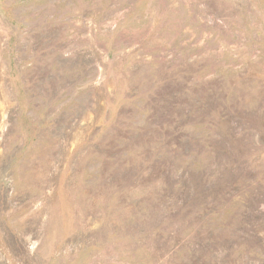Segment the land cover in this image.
Instances as JSON below:
<instances>
[{
  "label": "rangeland",
  "instance_id": "374dc122",
  "mask_svg": "<svg viewBox=\"0 0 264 264\" xmlns=\"http://www.w3.org/2000/svg\"><path fill=\"white\" fill-rule=\"evenodd\" d=\"M0 264H264V0H0Z\"/></svg>",
  "mask_w": 264,
  "mask_h": 264
}]
</instances>
